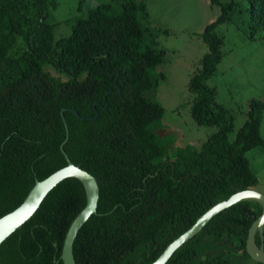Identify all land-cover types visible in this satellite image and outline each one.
<instances>
[{
    "label": "trees",
    "instance_id": "16d2710c",
    "mask_svg": "<svg viewBox=\"0 0 264 264\" xmlns=\"http://www.w3.org/2000/svg\"><path fill=\"white\" fill-rule=\"evenodd\" d=\"M210 1L221 15L201 35L209 52L189 91L195 123L218 131L198 150L178 148L175 141L165 149L157 135L165 110L155 98L166 80L157 71L166 52L157 48L145 0L90 9L75 21L71 36L57 42L46 22L54 2L0 0V219L21 206L36 180L67 166L60 150L66 139L62 111L70 134L64 150L100 188L97 215L74 243L77 264H153L210 209L258 186L246 154L264 144V100L250 103L231 143L233 116L207 83L223 59L216 28L233 18L238 4ZM245 1L254 38L264 32V0ZM47 63L70 80L44 71ZM85 205L78 187L59 184L0 246V264H63L67 233ZM262 211L255 200L223 211L167 264H260L246 244ZM256 244L264 249V231Z\"/></svg>",
    "mask_w": 264,
    "mask_h": 264
},
{
    "label": "rangeland",
    "instance_id": "374dc122",
    "mask_svg": "<svg viewBox=\"0 0 264 264\" xmlns=\"http://www.w3.org/2000/svg\"><path fill=\"white\" fill-rule=\"evenodd\" d=\"M112 0H51L47 24L53 26L57 42L71 36V27L90 9ZM237 3L238 10L230 21L220 24L216 33L221 41L223 59L208 85L216 89V102L233 116L234 130L228 136L234 143L239 130L247 121L252 101L264 100V32L251 38L249 4L245 0H218ZM150 13V24L157 35V48L166 52L165 63L158 72L166 75L160 83L155 100L164 110L163 130L157 132L161 145L167 149L171 141L176 147L194 146L201 150L218 129L198 126L191 116L195 95L189 91L190 82L199 70L209 48L201 35L210 24L220 18L221 9L210 0H145ZM116 13H119V8ZM20 44L24 46L23 41ZM20 45V46H21ZM43 70L56 79L70 80L57 72L51 64ZM82 75L78 80H83ZM264 142V115L261 122ZM252 172L259 180L253 190L264 196V144L247 152Z\"/></svg>",
    "mask_w": 264,
    "mask_h": 264
},
{
    "label": "water",
    "instance_id": "95a60500",
    "mask_svg": "<svg viewBox=\"0 0 264 264\" xmlns=\"http://www.w3.org/2000/svg\"><path fill=\"white\" fill-rule=\"evenodd\" d=\"M64 112L62 111L61 116L65 125L66 139L61 145L60 150L65 156L67 166L46 180L39 182L36 180V184L28 194L24 202L16 210L0 219V246L15 232L22 229V227L36 214L40 206L50 194V192L56 188L59 184L69 182L73 186L78 187L85 199V208L75 218L71 224L67 233L61 260L63 264H77L74 256V243L79 231L84 225L91 219V217L97 215L98 203L100 198V188L95 177L88 172L78 168L71 163L68 155L66 154L64 147L69 141V128L64 118ZM73 113L81 120L77 112ZM99 113H96L94 119H98ZM246 200H255L262 206V215L254 222L250 228L248 240L246 244V250L253 261L260 264H264V249L263 245L259 247L256 244V235L259 232L263 236L264 231V196L253 190L242 191L234 194L228 200L220 202L215 207L205 213L197 223L183 236L174 241L161 255V257L153 264H167L173 255L191 239L197 236L204 227L217 215L223 211L243 202Z\"/></svg>",
    "mask_w": 264,
    "mask_h": 264
}]
</instances>
